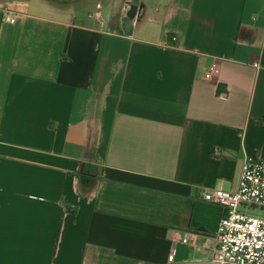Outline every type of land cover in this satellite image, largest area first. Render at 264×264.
<instances>
[{"label":"crops","instance_id":"obj_1","mask_svg":"<svg viewBox=\"0 0 264 264\" xmlns=\"http://www.w3.org/2000/svg\"><path fill=\"white\" fill-rule=\"evenodd\" d=\"M134 1L0 0V264H210L202 189L264 157V0Z\"/></svg>","mask_w":264,"mask_h":264},{"label":"built area","instance_id":"obj_2","mask_svg":"<svg viewBox=\"0 0 264 264\" xmlns=\"http://www.w3.org/2000/svg\"><path fill=\"white\" fill-rule=\"evenodd\" d=\"M128 8L129 4L123 10V17H127ZM3 15L10 23L23 17L22 13L8 8L3 9ZM171 41L175 42L176 37ZM254 65L258 67L259 63ZM217 67L213 63L205 78L211 79ZM261 125L264 126V118ZM200 198L221 209L210 264H264V217L247 213L250 209L264 212V157L246 156L237 189L206 188L202 189ZM189 236L182 237L181 242L188 243ZM174 254L175 249L168 256L169 262L173 261Z\"/></svg>","mask_w":264,"mask_h":264},{"label":"water","instance_id":"obj_3","mask_svg":"<svg viewBox=\"0 0 264 264\" xmlns=\"http://www.w3.org/2000/svg\"><path fill=\"white\" fill-rule=\"evenodd\" d=\"M138 7L139 6L137 4L134 3L129 4V8L126 12V15L129 19L135 18V16L137 15Z\"/></svg>","mask_w":264,"mask_h":264},{"label":"rangeland","instance_id":"obj_4","mask_svg":"<svg viewBox=\"0 0 264 264\" xmlns=\"http://www.w3.org/2000/svg\"><path fill=\"white\" fill-rule=\"evenodd\" d=\"M55 1V0H54ZM91 1V0H90ZM136 1V0H135ZM134 1V2H135ZM88 10V9H87ZM90 10V9H89ZM244 210V209H241ZM248 214H250L251 216H261L264 217V212L260 209H250L247 211Z\"/></svg>","mask_w":264,"mask_h":264}]
</instances>
